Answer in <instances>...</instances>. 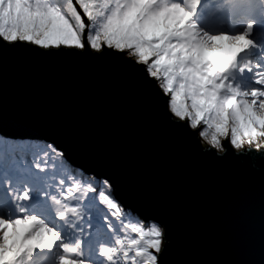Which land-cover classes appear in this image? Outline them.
I'll return each mask as SVG.
<instances>
[{"label": "snow or ice", "instance_id": "obj_1", "mask_svg": "<svg viewBox=\"0 0 264 264\" xmlns=\"http://www.w3.org/2000/svg\"><path fill=\"white\" fill-rule=\"evenodd\" d=\"M264 0H0V111L18 63L101 69L202 167L254 160L259 243L225 258L181 231L168 187L117 157L0 135V264H264ZM153 164H162L154 156ZM253 164V168H255Z\"/></svg>", "mask_w": 264, "mask_h": 264}, {"label": "water", "instance_id": "obj_2", "mask_svg": "<svg viewBox=\"0 0 264 264\" xmlns=\"http://www.w3.org/2000/svg\"><path fill=\"white\" fill-rule=\"evenodd\" d=\"M6 91L0 135L58 139L84 163L121 158L125 192L141 182L168 187L174 233L194 236L225 258L258 245L259 180L249 176L259 172L258 161L208 169L190 160L153 133L150 116L122 96L101 69L18 63L8 70ZM154 156L162 164H153Z\"/></svg>", "mask_w": 264, "mask_h": 264}, {"label": "rangeland", "instance_id": "obj_3", "mask_svg": "<svg viewBox=\"0 0 264 264\" xmlns=\"http://www.w3.org/2000/svg\"><path fill=\"white\" fill-rule=\"evenodd\" d=\"M257 39H264V34L260 33V30H257ZM39 264H52V258L50 256H42L39 258Z\"/></svg>", "mask_w": 264, "mask_h": 264}]
</instances>
